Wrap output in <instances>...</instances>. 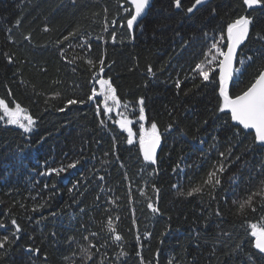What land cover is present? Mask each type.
Instances as JSON below:
<instances>
[{"label": "trees", "instance_id": "1", "mask_svg": "<svg viewBox=\"0 0 264 264\" xmlns=\"http://www.w3.org/2000/svg\"><path fill=\"white\" fill-rule=\"evenodd\" d=\"M182 3L187 7L190 0ZM209 7L217 8V17L206 19ZM177 12L169 7V0H154L131 34L118 0H0V98L10 107L13 101L19 103L37 122L31 133L0 122V214L8 213L0 218L5 223L14 218L22 229L6 264H22L29 246L40 249L36 264H84L81 248L88 246L83 237L89 232L99 234L90 237L94 243L107 245L95 253V264L100 260L140 264L138 251L145 264H169L170 260L172 264H251L247 256L255 251L252 238L246 232L247 221L236 215L233 200L259 187L264 179V152L248 150L251 137L237 139L221 129L222 121L213 116L218 94L201 84L199 77L191 78L213 30L218 37L221 24L244 13L239 0H211V5L195 13L200 23L193 31L190 25L178 24L183 14ZM105 15L109 22L117 19L115 29L109 25L104 31ZM252 15L264 16L260 10ZM201 27L209 32L208 39ZM71 31L77 32L76 39L57 46ZM112 31L116 43L111 41ZM82 36L89 38L90 52L76 47ZM246 44L245 55L261 46L251 38ZM61 49H66L67 60L74 55L94 61L105 58L104 78L111 79L122 104L135 105L126 114L134 120L137 134V102L144 98L145 127L155 122L162 133L156 165L145 166L138 144L128 145L127 133L112 121L103 117L106 126L101 127L102 117L97 116L94 103L57 111L67 99H86L96 71H89L83 59L67 63L59 54ZM7 57L14 63L9 64ZM254 68L249 66L238 77L230 94L247 85ZM177 80L182 82L179 89ZM56 93L55 99H49ZM169 124L172 129L166 132ZM221 152L226 171L216 199H211L207 189L191 198L181 195L193 180L199 181L221 162ZM77 159V168L58 177L40 175L49 167ZM177 164L180 167L173 172ZM153 187L159 189L158 195ZM149 201L160 209L159 214L148 209ZM217 210L220 217L215 215ZM260 217V213H249L247 220L259 222ZM109 220L122 236L118 243L109 239ZM145 233L150 237L146 239ZM69 238H74L73 243ZM254 259L255 264H262L258 257Z\"/></svg>", "mask_w": 264, "mask_h": 264}, {"label": "snow or ice", "instance_id": "2", "mask_svg": "<svg viewBox=\"0 0 264 264\" xmlns=\"http://www.w3.org/2000/svg\"><path fill=\"white\" fill-rule=\"evenodd\" d=\"M75 2V0H73ZM152 0H118L119 8L125 13L126 28L129 33H133L134 27L139 26L141 21L147 15V9L151 6ZM127 5V6H126ZM205 5H211V0H190L189 6L185 7L182 0H169V7H174L178 10L177 14H183L182 19L178 21L180 25H190L193 31H195L197 24L200 23L195 19V13ZM239 7L243 10L244 14H239L233 18L230 22L223 23L219 26L218 37L215 34L216 30H213V35L210 38L207 51L203 54L202 61L195 65L193 80L200 78L201 84L206 88L211 87L214 94H218V104L216 106L213 116L216 120L222 121L221 129L226 132H231L232 136L239 139L242 136L251 137L252 144L248 149L258 148L264 152V16L257 18L252 15V12L260 10L264 14V0H239ZM107 8L104 9L107 14ZM218 15L216 7H209L208 15L206 19L215 18ZM19 20L16 21L18 26ZM109 25L115 29L117 26V19H113L110 22L105 15L104 31L107 32ZM206 26V25H205ZM120 27H125V23H120ZM10 31V29H9ZM44 31L49 29L46 27ZM200 31L206 39L209 38V32L201 27ZM77 32L71 31L67 35L63 36L61 40H58L57 46L64 41H70L76 39ZM131 38H134L131 37ZM193 38H195L193 36ZM251 39H255L260 42L259 49L252 50V54L245 55L244 48L247 47L246 42ZM25 39H30L26 36ZM102 39V37H97ZM89 38L81 37L80 41L76 44L77 48L85 49L86 52L91 51V44L88 42ZM112 43H116V32L111 33ZM73 45L68 44L67 47L71 48ZM187 46V41L183 43V47ZM243 46V47H242ZM66 49L60 50V56L65 59L67 63H75L77 59H83L84 63L88 65V70L95 69L91 83L93 84L90 94L86 99H67L63 107L57 109V111L64 112L71 105H84L86 103H94L96 105V114L100 119V126H106V117L108 121H112L116 124L122 132L127 133L126 142L128 145L138 144L139 154L142 157V161L145 166L157 164V149L160 147L162 133L158 128L157 123L152 122L150 127H145L146 115H145V101L143 97L138 100V115L136 121L139 123V131H133L131 125L134 120L131 119L126 113L129 107L135 108V105H129L128 103H121L120 98L117 95V90L113 86L110 78H104L103 73L105 71V58L102 56L98 61H94L87 56L79 57L73 56L71 60H67L65 56ZM7 56V54H5ZM8 63H14L13 58L7 57ZM240 66L237 67L236 65ZM255 65L253 72L250 74L247 85L239 91V93L230 94V86L234 87L238 82V77L242 76L249 66ZM75 71V69H73ZM148 72H152L151 66L148 68ZM237 77V79H234ZM176 88L181 87V81L177 80ZM98 85V88L96 87ZM195 88L200 85H194ZM11 95V92H9ZM59 93H56L49 99H55ZM100 98V99H97ZM49 101L45 100L47 104ZM14 107H10V103L4 98H0V122L6 125H14L23 130L24 133H31L36 125V120L29 111L22 107L19 103L12 102ZM115 114V118L113 116ZM223 114V115H220ZM208 123L207 120L204 121ZM172 124H169L165 131H171ZM214 140L217 137H213ZM115 147V138H114ZM107 154V153H106ZM232 148L228 149V155L231 156ZM221 162L218 165H213L205 176L201 177L199 181L193 180L190 183V187L186 192L181 191L180 194L186 198H191L196 195L207 194L211 199L215 200V191L221 185V176L226 171V166L223 163L225 159V153L220 154ZM240 157L237 156L238 160ZM80 164V160L69 162L66 165L60 167H49L45 171L41 172L42 176H60L61 173H66L69 169L77 168ZM179 164L173 168V172H176L179 168ZM183 171V169H180ZM155 171V170H154ZM264 171V169H261ZM102 180L103 177H100ZM76 185H73L75 187ZM48 185L45 184V188ZM55 187V184L52 185ZM173 188L179 190L178 185H173ZM71 191V189H70ZM153 191L158 195L159 189L153 187ZM141 195H144L141 192ZM233 204L236 205V215L244 218L247 221L246 232L247 235L252 238L251 248L254 252H249L247 259L251 264H255L254 257H258L262 264H264V179L259 181V187L246 193L244 197L239 200H233ZM148 209L153 214H159L160 209L149 201L147 204ZM33 211H36L34 208ZM249 213H260V221L252 222L248 221L247 217ZM8 213L0 214V216H7ZM55 215V213H53ZM217 217H220L222 213L217 210L215 212ZM135 223V221H133ZM108 232L111 234L109 239L113 242H120L122 236L118 233L113 226L112 221L109 220L107 224ZM22 229L17 223L16 219L10 218L8 223H5L0 218V261H7L12 246L16 241L20 239V233ZM166 234V233H165ZM98 233L89 232L83 237L88 242V246L81 248V258L84 264H95V253L100 251L101 247H106V244L97 245L90 237L98 236ZM150 233H145V238L150 237ZM163 235V234H162ZM225 235H230L225 233ZM137 241H140V236L136 237ZM74 238H69V243H73ZM119 246V244H118ZM239 247V245H237ZM95 250L93 252L92 250ZM26 258L22 260V264H36L37 258L40 256V249L34 247H26L24 249ZM215 252L213 251L212 255ZM106 255V253L104 254ZM121 255H125L122 251ZM137 256L140 257V264H145L143 256L138 251ZM47 261V256L43 257ZM99 264H104L103 260L99 261ZM150 264V262H149ZM172 264V261H169Z\"/></svg>", "mask_w": 264, "mask_h": 264}, {"label": "water", "instance_id": "3", "mask_svg": "<svg viewBox=\"0 0 264 264\" xmlns=\"http://www.w3.org/2000/svg\"><path fill=\"white\" fill-rule=\"evenodd\" d=\"M153 1H154V0H152V2H151V6L149 7V9H147V14H148L150 8L152 7V3H153ZM146 16H147V15H146ZM146 16H145V17H146ZM145 17H144V18H145ZM144 18H143V19H144ZM143 19H142L141 21H139V24L143 21ZM135 28H136V27H134V31H135ZM134 31H133V32H134ZM131 34H133V33H131ZM103 74H104V73H103ZM161 149H162V142H161V144H160V147L157 149V157L159 156V153L161 152Z\"/></svg>", "mask_w": 264, "mask_h": 264}, {"label": "bare ground", "instance_id": "4", "mask_svg": "<svg viewBox=\"0 0 264 264\" xmlns=\"http://www.w3.org/2000/svg\"><path fill=\"white\" fill-rule=\"evenodd\" d=\"M157 159H158V157H157Z\"/></svg>", "mask_w": 264, "mask_h": 264}, {"label": "rangeland", "instance_id": "5", "mask_svg": "<svg viewBox=\"0 0 264 264\" xmlns=\"http://www.w3.org/2000/svg\"><path fill=\"white\" fill-rule=\"evenodd\" d=\"M131 127H132V125H131Z\"/></svg>", "mask_w": 264, "mask_h": 264}]
</instances>
